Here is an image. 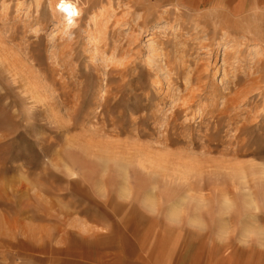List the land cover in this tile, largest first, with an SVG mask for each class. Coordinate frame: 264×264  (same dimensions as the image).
<instances>
[{"label":"rangeland","instance_id":"1","mask_svg":"<svg viewBox=\"0 0 264 264\" xmlns=\"http://www.w3.org/2000/svg\"><path fill=\"white\" fill-rule=\"evenodd\" d=\"M133 211L134 264H264V0H0V264H116Z\"/></svg>","mask_w":264,"mask_h":264},{"label":"bare ground","instance_id":"2","mask_svg":"<svg viewBox=\"0 0 264 264\" xmlns=\"http://www.w3.org/2000/svg\"><path fill=\"white\" fill-rule=\"evenodd\" d=\"M215 8V7H214ZM122 60V58H119V59H116V60H113V61H115V63H118L119 61H121ZM114 65H117V64H114ZM151 68V65L150 64H148V67H147V69H150ZM70 131V130H69ZM71 141V140H70ZM74 142V141H73ZM78 142V141H77ZM82 142V141H81ZM76 143V142H75ZM71 144H73V143H71ZM73 148V147H72ZM71 149V148H70ZM74 150L76 149V148H73ZM72 153H73V151H72ZM74 154H75V152H74ZM70 155H72V154H70ZM78 155V154H77ZM68 156V155H67ZM68 159H69V157H68ZM76 157H72L70 160L72 161V162H76ZM70 162V161H69ZM90 163V162H89ZM82 165V164H81ZM85 166H86V164H83L81 167H82V171H83V173H84V176L83 177H85L86 176V168H85ZM90 166V165H89ZM89 166H87L88 168H89ZM93 166V165H92ZM87 168V169H88ZM82 173V172H81ZM125 173V172H124ZM128 174V173H127ZM75 176V175H74ZM77 176V175H76ZM82 176V175H81ZM127 176V175H126ZM125 176V177H126ZM73 178H75V177H73ZM78 178V177H77ZM126 179H127V177H126ZM128 180V179H127ZM83 183H84V181H83ZM129 183V182H128ZM95 184V183H94ZM93 184V185H94ZM96 185V184H95ZM131 185V184H130ZM84 185H82V184H80V183H72V188H78V191L79 192H82L83 190H84V187H83ZM94 187V186H93ZM113 187H116V186H113ZM142 187V186H141ZM155 187V186H154ZM98 187H96V189H97ZM92 189V188H91ZM90 189V190H91ZM126 189H128V187H126ZM98 190V189H97ZM141 190V189H140ZM127 191V190H126ZM136 191V190H135ZM95 192H97V191H95ZM125 192V191H124ZM109 193V192H108ZM123 193V192H122ZM138 193V192H137ZM145 193V192H144ZM98 194V193H97ZM124 194V197H125V195L127 196L128 195V192H127V194L126 193H123ZM136 194V193H135ZM131 195V194H130ZM139 196V195H138ZM148 196V195H147ZM98 197V196H97ZM105 197H106V194H105ZM128 197H129V195H128ZM127 197V199H130V198H128ZM135 197V196H134ZM201 197V196H200ZM76 199V198H75ZM121 199H122V197H121ZM125 199V198H124ZM127 199H125V200H127ZM201 202V201H200ZM220 204V203H219ZM222 204V203H221ZM96 205L98 206V204H97V202H96ZM139 205V204H138ZM18 206V205H17ZM88 206V205H87ZM96 206V207H97ZM78 208V207H77ZM142 208H144V207H142ZM145 209H147V208H145ZM75 211H77L76 209H74ZM152 210V209H151ZM148 211H149V209H148ZM159 212V211H158ZM162 212H164V211H162ZM154 213H156V211L154 212ZM166 213V212H165ZM58 214V213H57ZM57 214L56 215H54V216H56V218H58L59 216H57ZM70 214V213H69ZM68 214V215H69ZM160 214V213H159ZM158 215V214H157ZM168 215V214H167ZM167 215H165V217L167 216ZM179 215V214H178ZM177 214H176V212L175 213H171L169 216H168V221L171 223V224H176L177 223V225H178V223H186V224H188L190 221L191 222H193V220H191L190 218H188V215H187V218L189 219V220H187L186 221V219L184 220V218H181V216L179 217ZM181 215V214H180ZM106 216V215H105ZM153 216H155L154 214H153ZM158 217V216H157ZM164 217V216H163ZM131 218H132V222H131V225H132V230H130V233L129 234H127L123 239H122V241L120 242V243H118V245H117V248H121L124 252H125V254H124V256H114L113 258H115V261H116V264H133L132 262H131V260H132V256H133V254H134V246H133V244H132V242L130 241L131 240V237H134V233L136 234L137 233V227H138V225H139V221H137L139 218H141V216H140V214L138 213V212H136V211H133V214H132V216H131ZM192 218V217H191ZM203 219V218H202ZM107 221H108V218L106 219ZM167 220V219H166ZM65 222V220L63 219L62 220V222ZM109 222V221H108ZM59 223V222H58ZM222 223V222H221ZM192 224V223H191ZM96 226V225H95ZM60 227V226H59ZM50 230V229H49ZM54 231H57V226H55L54 227ZM59 231V230H58ZM50 232V231H49ZM47 234V233H46ZM62 234H64L65 235V232L64 233H62ZM96 233H94V235H95ZM192 234H194L195 235V233H193L192 232ZM47 235H49V236H53V237H57V235L56 234H54V232H51V233H49V234H47ZM63 235V236H64ZM44 235H41L40 237H43ZM46 236V235H45ZM62 236V235H61ZM98 236V235H97ZM1 237H2V234H1ZM34 237V236H33ZM64 237H66V235L64 236ZM40 239V238H39ZM54 239V238H53ZM83 239H84V237H83ZM88 239V238H87ZM62 241V240H61ZM84 241H86L85 239H84ZM40 242V241H39ZM64 242V241H63ZM175 244H177L176 246H175V250H174V252L168 257L169 259H166L165 258V260H164V263L163 264H167L168 262V264H180V263H178L177 261H178V257H181L182 259H185V262H184V264H188V262H190V264H193L192 262H191V260L193 261V258L195 259V250H196V244H195V242L193 241V242H191V244H189V243H187V244H183L182 243V241H180L179 239H177L176 240V243ZM105 245V242L103 241V239L102 240H99V239H96L95 240V243H93L92 245L91 244H87V241L84 243V244H80L79 245V247L77 248L76 246H67V248H68V250L66 251V253H65V255L66 256H64L65 258L68 256V257H70V258H72V259H69V260H64V261H67L68 263H71V264H76V262H77V264L79 263V264H95L94 262H96V264H98V261H99V259H98V251H100L101 249H102V247ZM93 247H95V248H93ZM165 247V243L164 244H162V245H160V246H158L157 248L158 249H156V253L155 254H153L152 255V257L154 258V261H155V263L156 264H158L161 260V257L159 256L160 255V253H161V250L163 249ZM206 248V247H205ZM211 255V254H210ZM76 261H75V260ZM140 259V258H139ZM210 259V258H209ZM103 260V259H102ZM207 260V259H206ZM104 263H107V261L106 260H104L103 261Z\"/></svg>","mask_w":264,"mask_h":264},{"label":"crops","instance_id":"3","mask_svg":"<svg viewBox=\"0 0 264 264\" xmlns=\"http://www.w3.org/2000/svg\"><path fill=\"white\" fill-rule=\"evenodd\" d=\"M196 244V243H195ZM195 261H196V259H194L193 258V261L191 260V262L194 264L195 263ZM178 263H180V264H184V262H185V259H182L181 257H178V261H177ZM134 264V263H133ZM188 264H190V262H188Z\"/></svg>","mask_w":264,"mask_h":264},{"label":"snow or ice","instance_id":"4","mask_svg":"<svg viewBox=\"0 0 264 264\" xmlns=\"http://www.w3.org/2000/svg\"><path fill=\"white\" fill-rule=\"evenodd\" d=\"M65 11H68V9L66 8Z\"/></svg>","mask_w":264,"mask_h":264}]
</instances>
